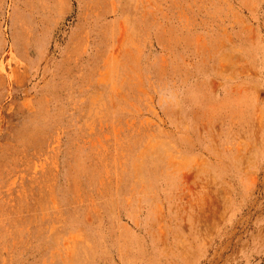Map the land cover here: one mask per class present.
I'll return each instance as SVG.
<instances>
[{"label":"rangeland","instance_id":"rangeland-1","mask_svg":"<svg viewBox=\"0 0 264 264\" xmlns=\"http://www.w3.org/2000/svg\"><path fill=\"white\" fill-rule=\"evenodd\" d=\"M0 264H264V0H0Z\"/></svg>","mask_w":264,"mask_h":264}]
</instances>
